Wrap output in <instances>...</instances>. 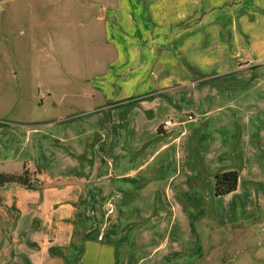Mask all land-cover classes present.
<instances>
[{
  "label": "crops",
  "instance_id": "0c3cea01",
  "mask_svg": "<svg viewBox=\"0 0 264 264\" xmlns=\"http://www.w3.org/2000/svg\"><path fill=\"white\" fill-rule=\"evenodd\" d=\"M149 1H119L107 29L121 56L77 115L0 125V173L36 183L0 187V264H199L190 229L217 173L240 167L217 204L238 198L247 216L264 201V76L248 60L264 0Z\"/></svg>",
  "mask_w": 264,
  "mask_h": 264
},
{
  "label": "rangeland",
  "instance_id": "374dc122",
  "mask_svg": "<svg viewBox=\"0 0 264 264\" xmlns=\"http://www.w3.org/2000/svg\"><path fill=\"white\" fill-rule=\"evenodd\" d=\"M119 1L0 0L1 126L19 129L29 121L60 120L80 112L76 107L90 100L101 74L121 56L107 29L115 10L123 20ZM252 48L254 56L248 60L253 59V80H258L257 71L264 76V45ZM218 80L216 85L226 87L220 82L224 78ZM260 81L263 86H254L260 87L253 92L254 102L262 97L264 102V78ZM237 82L235 86H244ZM206 199L190 229V242L204 251L199 264H264V201L244 216L238 198L217 204L216 195L207 193ZM37 230L48 237L54 225L42 220Z\"/></svg>",
  "mask_w": 264,
  "mask_h": 264
},
{
  "label": "trees",
  "instance_id": "16d2710c",
  "mask_svg": "<svg viewBox=\"0 0 264 264\" xmlns=\"http://www.w3.org/2000/svg\"><path fill=\"white\" fill-rule=\"evenodd\" d=\"M218 81H219L218 79H209L205 82L217 84ZM218 84L220 83L218 82ZM221 85L227 86V83H224V84L221 83ZM140 100H141L140 97H138L137 99L123 102V104L133 105V104H136ZM198 165L199 167L202 166L200 162H198ZM239 175H240V167L217 173L215 175V179H216L215 195L216 197H224V196H228L234 193L238 188ZM8 184H17L27 189H33L36 187L35 185L36 183H34L32 179V174L27 168H25L21 174L0 173V187L8 185Z\"/></svg>",
  "mask_w": 264,
  "mask_h": 264
},
{
  "label": "built area",
  "instance_id": "2783aa9c",
  "mask_svg": "<svg viewBox=\"0 0 264 264\" xmlns=\"http://www.w3.org/2000/svg\"><path fill=\"white\" fill-rule=\"evenodd\" d=\"M188 120H193V117L192 116H188ZM175 126V123L174 121H172L171 119H168L166 120L164 123H163V128L165 130H168L170 129L171 127H174Z\"/></svg>",
  "mask_w": 264,
  "mask_h": 264
}]
</instances>
